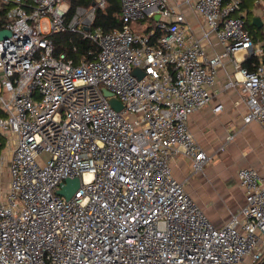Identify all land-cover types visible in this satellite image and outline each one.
Masks as SVG:
<instances>
[{
	"label": "built area",
	"instance_id": "1",
	"mask_svg": "<svg viewBox=\"0 0 264 264\" xmlns=\"http://www.w3.org/2000/svg\"><path fill=\"white\" fill-rule=\"evenodd\" d=\"M109 1L70 14L71 0H0V264H264V176L237 170L245 204L217 227L172 169L179 155L193 174L211 159L188 123L227 57L225 89L241 88L244 123L264 131V41L246 29L243 0H120L123 27L106 33L93 23ZM182 5L206 24L202 40ZM146 20L148 33L132 28ZM63 33L97 50L58 54ZM212 38L222 54L208 56ZM75 178L73 197L58 195Z\"/></svg>",
	"mask_w": 264,
	"mask_h": 264
},
{
	"label": "crops",
	"instance_id": "2",
	"mask_svg": "<svg viewBox=\"0 0 264 264\" xmlns=\"http://www.w3.org/2000/svg\"><path fill=\"white\" fill-rule=\"evenodd\" d=\"M181 1L170 0V3ZM247 4L252 5L253 17H260L264 23V0H247ZM181 9L189 20L195 39L202 40L207 31L206 24L187 5H182ZM203 43L208 56L224 52V46L216 38L211 39V44ZM236 57L241 58V54ZM234 72L233 59L227 57L210 90V104L193 113L189 119L190 131L211 158L204 172L193 174L190 160L182 155L172 163L174 176L185 182L186 191L217 227L225 225L231 215L238 213L245 204V191L237 178V170L253 168L264 176V131L256 122L244 123L247 107L241 88L225 89ZM219 104L223 109L214 112Z\"/></svg>",
	"mask_w": 264,
	"mask_h": 264
},
{
	"label": "trees",
	"instance_id": "3",
	"mask_svg": "<svg viewBox=\"0 0 264 264\" xmlns=\"http://www.w3.org/2000/svg\"><path fill=\"white\" fill-rule=\"evenodd\" d=\"M93 1L94 0H71L70 14L73 13L77 6H92ZM251 4H247V0H243V9L247 11L246 29L249 31L254 41H264V26L259 28L253 24L254 17L253 11L251 10L253 4ZM246 8H248V10ZM8 11V8L0 10V17L6 19ZM152 22L155 23L154 20H152ZM93 27L101 28L106 33L121 29L123 27V19L121 16L120 0H110L104 9H99L96 13ZM153 27L154 26L148 27L144 33H148ZM53 41L56 44V52L58 54L67 52L69 57L75 59L76 62H78L89 49L93 48L97 50V46L76 34H57L53 36ZM75 48L76 50H74ZM253 63H256V59L246 60L242 63V66L249 70H253Z\"/></svg>",
	"mask_w": 264,
	"mask_h": 264
},
{
	"label": "water",
	"instance_id": "4",
	"mask_svg": "<svg viewBox=\"0 0 264 264\" xmlns=\"http://www.w3.org/2000/svg\"><path fill=\"white\" fill-rule=\"evenodd\" d=\"M253 24L259 28L264 26V23L260 19V17L255 16L253 18ZM10 36V33L6 30L0 31V40H5ZM133 74L142 79L145 76V72L140 69H135ZM104 95L107 97L111 108L115 109L116 111H121L124 108V105L118 100L116 96H114L110 91L107 89L103 90ZM81 181L79 178L75 179H67L65 184L61 187V189L57 192L58 195L65 197L66 200H70L76 191L80 188Z\"/></svg>",
	"mask_w": 264,
	"mask_h": 264
},
{
	"label": "rangeland",
	"instance_id": "5",
	"mask_svg": "<svg viewBox=\"0 0 264 264\" xmlns=\"http://www.w3.org/2000/svg\"><path fill=\"white\" fill-rule=\"evenodd\" d=\"M255 2V1H254ZM256 4V3H255ZM151 26H154V23L152 21H149V20H146L144 22H141V23H135V24H132V28L135 29V30H138L139 32H143L145 31L148 27H151ZM3 156L5 157V161H6V165L4 166V174H3V177L2 179L4 180L6 177L4 176L7 171H8V163H7V159H9V151H6ZM42 159L46 162L49 158L48 154L46 153H42L41 155ZM6 180V179H5ZM197 181V180H196ZM205 211V210H204Z\"/></svg>",
	"mask_w": 264,
	"mask_h": 264
}]
</instances>
